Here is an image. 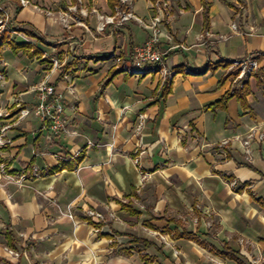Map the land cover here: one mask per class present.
Listing matches in <instances>:
<instances>
[{
	"label": "crops",
	"instance_id": "crops-1",
	"mask_svg": "<svg viewBox=\"0 0 264 264\" xmlns=\"http://www.w3.org/2000/svg\"><path fill=\"white\" fill-rule=\"evenodd\" d=\"M29 1L0 0L18 32L0 51V110L33 109L50 78L68 134L34 115L0 120V136L14 123L0 147V264H264V92L253 76L246 105L211 108L240 81L235 64L264 53V0H147L144 17L134 0L139 18H163L169 76L105 58L131 64L150 35L137 22L67 29L71 0Z\"/></svg>",
	"mask_w": 264,
	"mask_h": 264
},
{
	"label": "built area",
	"instance_id": "built-area-1",
	"mask_svg": "<svg viewBox=\"0 0 264 264\" xmlns=\"http://www.w3.org/2000/svg\"><path fill=\"white\" fill-rule=\"evenodd\" d=\"M21 8H25L30 5L29 0H16ZM156 0L155 6L157 9L164 10L168 8V4L158 2ZM121 3L125 6L124 10L117 8L112 15H106L99 11L98 8H89L86 6L85 0H78V5L71 4L66 11L60 13V22L67 28L71 29L73 25L80 26L85 30L91 32V28L86 23L85 19L90 15L95 16L98 24L96 31L100 34L104 33L108 27H120L127 22L135 21L149 32L148 41L140 46L134 48L131 56V64H123V59L116 52L109 55V59L115 61L120 65L124 71L132 75H141L147 72L142 70L143 66H151L150 69L160 70L165 76L171 75L164 68V60L167 55L166 51H163L160 47L161 33L163 18L161 15L153 16L149 21H145L139 18L133 11L134 0H121ZM163 6V8H161ZM51 13L49 12V15ZM13 16L11 12L0 4V50L9 42L12 41L14 35L18 32L12 26ZM54 68H59L60 63L58 60H53ZM239 67V79L248 80L254 76L255 72L259 68V63L256 59H249L243 62L235 64ZM4 79V74L0 72V80ZM243 87V86H242ZM37 103L33 109L18 105V109L14 115L12 112H3L0 110V120H9L15 118L14 123H20L26 120L29 116L34 115L49 129L54 135L68 134L67 121L64 117L65 106L64 97L59 94L52 84L50 78H47L37 88ZM1 98V95H0ZM12 123H5L1 129L0 147L6 145L5 133L10 129ZM253 134H249L248 138L244 140V146L249 148L251 145V139ZM260 140L264 142V135L260 136ZM92 143H89V146ZM249 152V151H248ZM80 153V152H79ZM5 173V171L3 170ZM9 181H14L13 178L8 176ZM26 181L25 177H21L17 183L22 184ZM93 216L94 213H91ZM69 218L74 220V216L70 211L66 214ZM100 216V215H99ZM8 254L12 257H20V254L16 251L6 249Z\"/></svg>",
	"mask_w": 264,
	"mask_h": 264
},
{
	"label": "trees",
	"instance_id": "trees-1",
	"mask_svg": "<svg viewBox=\"0 0 264 264\" xmlns=\"http://www.w3.org/2000/svg\"><path fill=\"white\" fill-rule=\"evenodd\" d=\"M72 4L78 5V0H71ZM109 5L113 10H116L117 8L124 10L125 6L121 3V0H108ZM65 10L68 9V6L66 5ZM21 10V7L18 8V11ZM264 59V53L259 54V57L257 58L258 61L261 62V60ZM125 62L123 61V64ZM230 66V64L228 65ZM122 68V67H121ZM123 69V68H122ZM255 79L257 80L259 88L264 92V67H262L256 74H254ZM245 80H240L236 86L233 92L229 93L221 102L216 103L213 105L211 108H216V107H223L226 106V104L231 100L233 97L237 96L238 99L246 105V96L249 94L248 89H241L240 85L244 82ZM247 85V84H246Z\"/></svg>",
	"mask_w": 264,
	"mask_h": 264
},
{
	"label": "rangeland",
	"instance_id": "rangeland-1",
	"mask_svg": "<svg viewBox=\"0 0 264 264\" xmlns=\"http://www.w3.org/2000/svg\"><path fill=\"white\" fill-rule=\"evenodd\" d=\"M158 2H161V4H163L162 3L163 0H159ZM150 6H151V4H150L149 1H147V0H140V1H138V2L135 3V8L134 9L137 12V14H139L142 17H144V15H146L148 13V10H149ZM161 8H163V6ZM91 17H94L95 18V16L90 15L89 18H91ZM108 57H109V55L105 56V58H108ZM257 62L259 63V68L257 69L256 72H258L262 67H264V59H262L261 62L257 60ZM150 68H151V66H146V67L143 66L141 68V71L142 70H144V71L145 70H150ZM235 69H236V71H235L236 72V75L239 76V73H240L239 67H236ZM256 72H255V74H256ZM244 79L245 78L238 79V80H244Z\"/></svg>",
	"mask_w": 264,
	"mask_h": 264
},
{
	"label": "flooded vegetation",
	"instance_id": "flooded-vegetation-1",
	"mask_svg": "<svg viewBox=\"0 0 264 264\" xmlns=\"http://www.w3.org/2000/svg\"><path fill=\"white\" fill-rule=\"evenodd\" d=\"M1 51V50H0Z\"/></svg>",
	"mask_w": 264,
	"mask_h": 264
}]
</instances>
